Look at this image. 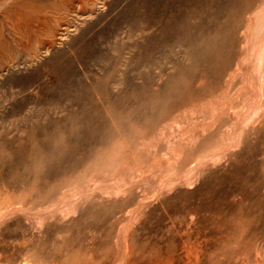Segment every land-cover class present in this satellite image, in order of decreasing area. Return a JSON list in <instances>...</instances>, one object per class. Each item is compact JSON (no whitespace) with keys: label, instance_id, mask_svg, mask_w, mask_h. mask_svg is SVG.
Wrapping results in <instances>:
<instances>
[{"label":"rangeland","instance_id":"obj_1","mask_svg":"<svg viewBox=\"0 0 264 264\" xmlns=\"http://www.w3.org/2000/svg\"><path fill=\"white\" fill-rule=\"evenodd\" d=\"M1 7L0 264H264V0Z\"/></svg>","mask_w":264,"mask_h":264},{"label":"bare ground","instance_id":"obj_2","mask_svg":"<svg viewBox=\"0 0 264 264\" xmlns=\"http://www.w3.org/2000/svg\"><path fill=\"white\" fill-rule=\"evenodd\" d=\"M7 1V0H6ZM11 2V1H10ZM2 6V0H0V25H1V20H2V13H1V7ZM5 7V6H4ZM248 25V24H247ZM246 28V27H245ZM243 36V35H242ZM245 37V36H244ZM237 41H240V38H237ZM2 42L3 41H1V35H0V74H1V70H2V61H1V52H2ZM238 43H240V42H238ZM241 53V52H240ZM231 61V60H230ZM245 61V60H244ZM3 71V70H2ZM2 75H0V77H1ZM31 180V179H30ZM28 181V180H27ZM261 182V181H260ZM31 183H33V182H31ZM3 188V187H2ZM3 199V198H2ZM18 206V205H17ZM7 208H5V210H6ZM17 209V208H16ZM3 211V212H1L0 213V220L4 217H7L8 215H10V214H12V213H14L13 211H14V209L12 208H9L7 211ZM246 212V211H245ZM11 216V215H10ZM9 216V217H10ZM45 216V214L43 215V217ZM42 218V217H41ZM193 218V217H192ZM16 220V219H15ZM42 220H44L43 218H42ZM195 220V219H194ZM194 223V222H193ZM198 233V232H197ZM217 239V238H216ZM199 243V242H198ZM202 246V245H201ZM207 246V245H206ZM257 259V258H256ZM130 261V260H129ZM254 261V260H253ZM114 263V262H113ZM123 263V262H122ZM129 263V262H128ZM264 263V262H263ZM150 264V263H149ZM153 264V263H152ZM248 264V263H247Z\"/></svg>","mask_w":264,"mask_h":264}]
</instances>
